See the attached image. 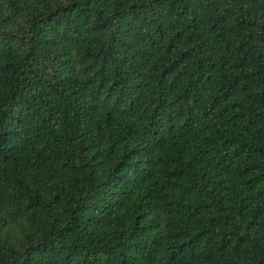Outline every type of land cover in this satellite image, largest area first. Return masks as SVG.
<instances>
[{
    "label": "trees",
    "instance_id": "obj_1",
    "mask_svg": "<svg viewBox=\"0 0 264 264\" xmlns=\"http://www.w3.org/2000/svg\"><path fill=\"white\" fill-rule=\"evenodd\" d=\"M0 264H264V0H0Z\"/></svg>",
    "mask_w": 264,
    "mask_h": 264
}]
</instances>
